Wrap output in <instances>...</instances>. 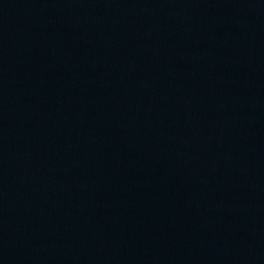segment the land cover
<instances>
[{"label":"water","instance_id":"obj_1","mask_svg":"<svg viewBox=\"0 0 264 264\" xmlns=\"http://www.w3.org/2000/svg\"><path fill=\"white\" fill-rule=\"evenodd\" d=\"M0 264H264V0H0Z\"/></svg>","mask_w":264,"mask_h":264}]
</instances>
